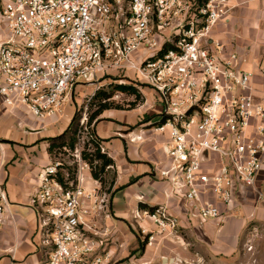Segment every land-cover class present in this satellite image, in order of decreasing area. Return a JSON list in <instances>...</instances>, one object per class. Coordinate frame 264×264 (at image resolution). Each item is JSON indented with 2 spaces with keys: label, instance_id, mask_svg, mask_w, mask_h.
Listing matches in <instances>:
<instances>
[{
  "label": "built area",
  "instance_id": "1",
  "mask_svg": "<svg viewBox=\"0 0 264 264\" xmlns=\"http://www.w3.org/2000/svg\"><path fill=\"white\" fill-rule=\"evenodd\" d=\"M230 1L3 0L0 103L43 118L60 113L76 85L133 73L161 105L155 130L168 138L157 172L170 185L167 198L182 199L192 215L219 224L224 214L217 202L228 205L237 183L257 190L264 165V89L255 88V73L240 66L239 54L213 38ZM259 67L264 76V60ZM79 123L86 127L87 105ZM71 155L75 183L61 184L53 161L38 173L31 197L49 246L44 264H107L111 255L101 247L105 230L97 218L109 216V194L92 178L78 145ZM7 205L0 178V227ZM133 214L146 222L139 227L148 244L178 234L179 218L166 203Z\"/></svg>",
  "mask_w": 264,
  "mask_h": 264
},
{
  "label": "crops",
  "instance_id": "2",
  "mask_svg": "<svg viewBox=\"0 0 264 264\" xmlns=\"http://www.w3.org/2000/svg\"><path fill=\"white\" fill-rule=\"evenodd\" d=\"M230 5L228 14L215 25L213 38L224 44L226 52L239 54L243 59L240 66L255 73L254 86L263 90L264 76L259 66L264 60V0H231ZM4 34V29H0V40ZM96 87L95 84L86 95V101ZM73 99L67 100L60 113L43 118L26 115L22 107L11 109L0 103V142L4 154L0 178L8 201L0 227V264H41L44 258L40 218L31 197L38 173L53 162L46 138L60 135L67 128L78 109ZM147 103L146 110L158 109L149 122L157 123L161 105L153 94ZM109 111L106 115L110 116L109 120H104L102 111L90 125L114 160L115 192L110 197V216L97 218V225L105 230L101 247L111 255L107 264H177V261H181L178 264H249L244 244L253 230L264 231V165L256 185L262 195L237 183L228 205L217 202L224 214L222 222L200 219L191 214L186 201L166 196L170 185L160 180L157 168L166 160L167 133L155 132L151 126L147 127L149 123L139 124L138 117L119 120L125 115L117 113L118 110ZM18 120L29 127L26 130L18 127ZM128 125L132 127L130 133L126 132L131 129ZM87 183L92 184L90 179ZM209 198L216 200L213 196ZM139 201L147 206L166 203L179 218V233L143 245L134 229L133 212Z\"/></svg>",
  "mask_w": 264,
  "mask_h": 264
},
{
  "label": "rangeland",
  "instance_id": "3",
  "mask_svg": "<svg viewBox=\"0 0 264 264\" xmlns=\"http://www.w3.org/2000/svg\"><path fill=\"white\" fill-rule=\"evenodd\" d=\"M2 1L3 0H0V29H4V22H3V19L1 17V4H2ZM125 77H127V78L124 79ZM121 81H124L125 83H131L133 85H136L138 87V89L140 90L141 97H140V99L139 98L137 99L134 95L120 93V92H114V94H113V96L111 98V101H112V108L111 109L112 110H118L117 113H119L120 115H122V114L125 115V118L121 117L122 119H119V120H122V121L128 120L129 121V120H131V118L138 117L137 119L139 120V124H144V123L148 124L150 121H152V118L155 117L156 113H158V109L156 111L153 107L151 108L152 109L151 111L150 110H146V108H149L147 101L150 99V96L152 94L154 95V93L142 81L138 80L135 77V75H133V73L126 74V76H115L113 74H111V75H103L101 78H99V82L98 83L103 84V86H104V88L106 90H110L112 88L111 87L112 83L121 82ZM98 83L97 82L94 83L92 80H87L85 82H82L81 84L76 85L73 88V90L70 92V94H69V98L72 99L74 97L73 100H74L75 104L77 105L78 110L81 109V115L82 116H83V112H84V107L88 104V101H89V100L86 101V95L90 94L92 92L93 88L95 87V84L98 85ZM99 87H100V85H99ZM95 91H94V93H95ZM75 97H76V99H75ZM134 101H136L135 102L136 105L134 107H132L131 103L134 102ZM72 107H74L73 104H72ZM116 107H119V108H116ZM87 108H88V106H87ZM94 108H95V106L92 107L91 109H94ZM109 110L110 109H106L104 111L103 115L105 117L104 118L105 121L109 120L110 116L109 117L106 116L107 114L109 115V112H110ZM25 113H26V115H29L28 111L25 112ZM111 119H113V118H111ZM16 124H17L18 127L23 128L24 130H26L27 127H29V126H26V125L23 126L22 122L20 120H18ZM86 124H85L86 127L82 126L81 134H80L79 140H78V142L76 144V145H78L80 151H84V150L85 151H89L88 147H90V146L87 147V145H86L87 139L89 138L87 133H88V130H90V127H88ZM128 126L131 129H127V131H126L127 133L132 130V127H130V125H128ZM150 126L153 128V130L155 132L159 133V131L155 130V126H157L156 122L149 123V126H147V127H150ZM103 149H104V147H103ZM104 152H106L105 149H104ZM61 155H59V156H61ZM62 158H63V160L66 163H69V164L72 163V161H73L72 160L73 157L71 155V152L63 154ZM158 165H159V163H158ZM112 174H113L112 169L107 170L106 173H104L103 177H104L105 182H106L104 190L106 192H107L106 189L108 188V182L110 181V179L112 177ZM160 180H163V179L160 178ZM116 190H117V188H116ZM111 191L115 192L114 185L111 188ZM114 192H113V194H114ZM107 193L109 194V203H110V197L111 196H110L109 192H107ZM109 203H108V208H109ZM143 204H145L143 201H139V203L137 205V208L141 209V208H151L152 207V206H143ZM155 205H157V204H155ZM108 214L110 216L109 209H108ZM133 217H134V219L136 221L135 222L136 226H134L136 234L141 239V242L143 243V245L148 244L147 243V237L141 235L140 227H139V223L143 224V223H146V222L144 220L142 221L141 219H137L134 216V214H133ZM39 220H40V229H42L41 218ZM130 222H132V221H130ZM133 224H134V222H133ZM149 224L150 225H148V226L153 229L154 227L152 226V224L151 223H149ZM178 233H179V231H178ZM254 233L255 234L253 236H251L252 245H253L252 251H247L244 248L245 252L248 254L247 262L249 264H264V231L263 232L262 231H258L257 232L255 230ZM101 238H103V237H101ZM158 238H163V237H161L160 235H157L155 237V240H157ZM44 240H45L44 236L41 237L40 245H43L45 247L44 250H43L44 258L42 259L41 264H44L46 262V254H47V251L49 249V246H47V245L45 246L44 245V243H43ZM110 260H111V258H110ZM178 263H181V262L177 261V264ZM194 264H200V263L199 262H195Z\"/></svg>",
  "mask_w": 264,
  "mask_h": 264
},
{
  "label": "trees",
  "instance_id": "4",
  "mask_svg": "<svg viewBox=\"0 0 264 264\" xmlns=\"http://www.w3.org/2000/svg\"><path fill=\"white\" fill-rule=\"evenodd\" d=\"M111 87L112 88L110 90H106L104 86L99 87L90 97L87 104L88 108L86 125L88 127H90L91 123L101 114L102 111L104 112L106 109L112 108L111 98L114 92L134 95L137 99H140L141 97L138 87L131 83H125L122 81L115 82L111 84ZM135 102L136 101L131 103L132 107L136 105ZM94 106L95 108L91 109ZM80 117L81 109H77L74 112L69 125L60 135L46 138V142L48 144L47 151L53 161L58 162L55 177L65 187H70V181L75 183L77 166L73 162L70 164L66 163L63 160L62 155L68 152L72 153L79 140L82 130V126L79 123ZM87 135L89 138L86 142V145L87 147L90 146L88 147L89 151H80L81 158L91 166L90 174L93 179L99 181L102 189H105L104 187L106 183L103 177L104 173H106L107 170L112 169L113 174L110 181L108 182V188L106 189L112 197L114 191H111V188L113 187L115 181V172L112 168L114 167V160L106 152H102L100 150V146H102L101 140L96 136L91 127L90 130H88ZM143 206L147 205L143 204Z\"/></svg>",
  "mask_w": 264,
  "mask_h": 264
}]
</instances>
